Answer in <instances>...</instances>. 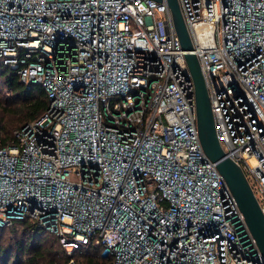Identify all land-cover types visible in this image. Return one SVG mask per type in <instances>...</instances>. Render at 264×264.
I'll return each mask as SVG.
<instances>
[{"label":"built area","instance_id":"1","mask_svg":"<svg viewBox=\"0 0 264 264\" xmlns=\"http://www.w3.org/2000/svg\"><path fill=\"white\" fill-rule=\"evenodd\" d=\"M177 1L264 216V0ZM0 59L48 100L0 146V227L28 219L102 264H264L201 147L166 0H0Z\"/></svg>","mask_w":264,"mask_h":264},{"label":"trees","instance_id":"2","mask_svg":"<svg viewBox=\"0 0 264 264\" xmlns=\"http://www.w3.org/2000/svg\"><path fill=\"white\" fill-rule=\"evenodd\" d=\"M0 109L10 116L0 118V146L13 142V130L37 119L47 106V97L38 83L22 82L16 71L0 59ZM99 249L88 245L68 255L57 236L28 219L14 220L0 227V264H66L72 256L78 264H102Z\"/></svg>","mask_w":264,"mask_h":264},{"label":"water","instance_id":"3","mask_svg":"<svg viewBox=\"0 0 264 264\" xmlns=\"http://www.w3.org/2000/svg\"><path fill=\"white\" fill-rule=\"evenodd\" d=\"M166 4L194 84L196 127L201 147L224 178L259 251L264 256V216L241 168L224 154L216 138L209 96L178 1L166 0Z\"/></svg>","mask_w":264,"mask_h":264},{"label":"rangeland","instance_id":"4","mask_svg":"<svg viewBox=\"0 0 264 264\" xmlns=\"http://www.w3.org/2000/svg\"><path fill=\"white\" fill-rule=\"evenodd\" d=\"M5 90L4 89H0V99H2V97H4L5 94ZM0 118L5 121L6 123H9L11 121V118L8 114L3 113V111L0 109Z\"/></svg>","mask_w":264,"mask_h":264}]
</instances>
